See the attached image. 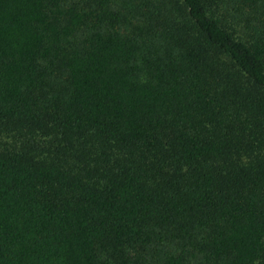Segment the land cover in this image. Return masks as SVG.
<instances>
[{
    "label": "trees",
    "instance_id": "16d2710c",
    "mask_svg": "<svg viewBox=\"0 0 264 264\" xmlns=\"http://www.w3.org/2000/svg\"><path fill=\"white\" fill-rule=\"evenodd\" d=\"M0 264H264V0H0Z\"/></svg>",
    "mask_w": 264,
    "mask_h": 264
}]
</instances>
